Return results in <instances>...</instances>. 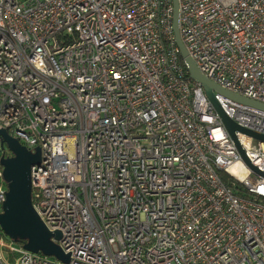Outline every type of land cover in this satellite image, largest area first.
Masks as SVG:
<instances>
[{
	"label": "built area",
	"instance_id": "obj_1",
	"mask_svg": "<svg viewBox=\"0 0 264 264\" xmlns=\"http://www.w3.org/2000/svg\"><path fill=\"white\" fill-rule=\"evenodd\" d=\"M178 2L202 74L264 103V0ZM0 130L41 149L32 203L69 255L0 238V264H264V141L236 133L259 173L189 77L173 0H0ZM9 156L0 136V213Z\"/></svg>",
	"mask_w": 264,
	"mask_h": 264
},
{
	"label": "water",
	"instance_id": "obj_2",
	"mask_svg": "<svg viewBox=\"0 0 264 264\" xmlns=\"http://www.w3.org/2000/svg\"><path fill=\"white\" fill-rule=\"evenodd\" d=\"M173 2L176 41L182 58L187 65L190 79L199 83L204 88L246 162L256 171L262 173L247 158L246 152L236 133H245L263 141L264 135L242 127L229 118L218 103L215 92L261 110H264V103L226 90L202 74L182 41L179 30V2L178 0H173ZM0 136L2 137V144H6L13 153V156L2 159L8 192L2 212L0 213L1 228L12 240L23 242L27 250L36 253L42 252L45 255L55 256L66 262L69 261V255L65 254L61 247L53 240V238L59 239L61 233L59 231L52 232L47 228L32 203L31 167L40 162L41 149L37 147L36 152H31L17 138L11 137L6 130H0Z\"/></svg>",
	"mask_w": 264,
	"mask_h": 264
},
{
	"label": "rangeland",
	"instance_id": "obj_3",
	"mask_svg": "<svg viewBox=\"0 0 264 264\" xmlns=\"http://www.w3.org/2000/svg\"><path fill=\"white\" fill-rule=\"evenodd\" d=\"M227 177H228V176H227ZM0 238L3 239V240H5V241H7V242H9V237H8L7 234L3 231V229L1 228V226H0ZM6 250H7V249L3 248L4 253L7 255ZM7 256H8V255H7Z\"/></svg>",
	"mask_w": 264,
	"mask_h": 264
},
{
	"label": "bare ground",
	"instance_id": "obj_4",
	"mask_svg": "<svg viewBox=\"0 0 264 264\" xmlns=\"http://www.w3.org/2000/svg\"><path fill=\"white\" fill-rule=\"evenodd\" d=\"M234 167H236V168L239 169L240 171H243V172H244V170L241 168V166H240L239 164L235 165Z\"/></svg>",
	"mask_w": 264,
	"mask_h": 264
},
{
	"label": "trees",
	"instance_id": "obj_5",
	"mask_svg": "<svg viewBox=\"0 0 264 264\" xmlns=\"http://www.w3.org/2000/svg\"><path fill=\"white\" fill-rule=\"evenodd\" d=\"M220 174L224 177H227L226 172L221 171Z\"/></svg>",
	"mask_w": 264,
	"mask_h": 264
}]
</instances>
